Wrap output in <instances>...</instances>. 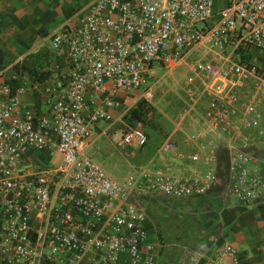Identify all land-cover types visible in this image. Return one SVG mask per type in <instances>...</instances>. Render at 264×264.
Masks as SVG:
<instances>
[{"label":"built area","instance_id":"obj_1","mask_svg":"<svg viewBox=\"0 0 264 264\" xmlns=\"http://www.w3.org/2000/svg\"><path fill=\"white\" fill-rule=\"evenodd\" d=\"M261 53L264 0H95L43 33L20 65L44 79L0 72V264H153L139 193L218 191L233 207L264 206V156L249 150L262 125ZM182 65L194 74L191 100L229 141L226 163L198 144L176 154L178 167L150 161L114 181L89 150L110 135L145 148L158 71ZM173 150L167 140L159 157ZM214 255L208 264H238L230 244Z\"/></svg>","mask_w":264,"mask_h":264},{"label":"rangeland","instance_id":"obj_2","mask_svg":"<svg viewBox=\"0 0 264 264\" xmlns=\"http://www.w3.org/2000/svg\"><path fill=\"white\" fill-rule=\"evenodd\" d=\"M38 45L39 47H36L35 50L40 48V42ZM258 56L260 58L258 63L264 67V54L261 53ZM34 60L35 57L32 60L28 58L27 63ZM17 64L20 67L22 63L8 64L0 71L7 70L9 66L11 68L8 71H10ZM193 76L194 74L186 65L175 67L172 70L158 71L157 77L161 79L155 88L148 114L144 115L146 119L142 122L149 133V142L145 148L133 149L118 146L113 135L102 137L95 142L88 155L103 167L111 179L123 182L138 167L146 165L150 161H155L163 166L178 167L182 160L176 154H188L194 151L198 144L204 145L208 150L214 146V155L219 162V167L224 166L229 141L210 129L204 103L195 104L191 100L188 90L194 85H189L188 81ZM259 109L262 115V125L253 130L254 145L249 150L256 155L264 156V103L259 105ZM167 140L171 141L174 150L170 155H160L161 157H159ZM135 199L143 206L147 216V226L149 225V228L153 230L156 241L164 246L161 252H165L169 246V250L173 254L172 257H175L179 254V245L183 249L182 246L193 247L196 240H204L211 247L207 254L202 257L186 254V258L183 259L185 263L208 264L214 261V249L226 244L225 233H222L220 228H216L217 224L214 222L213 200L207 202L205 208L199 209L189 201L168 199L150 194L139 193ZM199 216L205 217L208 222L203 220L202 223ZM203 233L207 234L202 239L201 234ZM214 234L218 238H214ZM176 258L179 260L178 257ZM177 259L173 261L174 264H179Z\"/></svg>","mask_w":264,"mask_h":264},{"label":"crops","instance_id":"obj_3","mask_svg":"<svg viewBox=\"0 0 264 264\" xmlns=\"http://www.w3.org/2000/svg\"><path fill=\"white\" fill-rule=\"evenodd\" d=\"M93 1L95 0H0V50L5 55L0 69L11 63H27L29 54L37 51L35 49L39 47L43 33H53ZM7 68L5 71L11 67ZM175 200L189 201L199 209L205 208L207 202L213 200L214 222L217 224L216 228L225 233V243L236 249L238 257L246 252L252 264H264V206L250 209L233 207L223 200L218 191L209 197ZM199 218L202 223L203 220L208 222L203 216ZM146 229L149 241L153 244V264H174L173 261L177 259L175 257L179 258V264H190L184 262L186 254L202 257L211 250L207 241L196 240L193 247L182 246L181 249L179 245V254L172 257L169 246L165 252H161L164 246L156 241L153 230L147 223ZM206 234H201L202 239ZM214 238H218L216 234ZM227 264L235 263L228 260Z\"/></svg>","mask_w":264,"mask_h":264},{"label":"trees","instance_id":"obj_4","mask_svg":"<svg viewBox=\"0 0 264 264\" xmlns=\"http://www.w3.org/2000/svg\"><path fill=\"white\" fill-rule=\"evenodd\" d=\"M242 57L245 60H249V58H250L247 55H243ZM4 59H5L4 52L2 50H0V65L3 64ZM14 70L17 71V72L20 71V70H28L31 74L36 75V76L38 75L40 79H44L46 77V75L44 73H39L37 68H30V67H27V66H24V65H20V67H19L18 64H17V66L14 67ZM134 115L137 116L136 113H134ZM238 264H252V260L248 257L247 253L244 252L239 257Z\"/></svg>","mask_w":264,"mask_h":264}]
</instances>
